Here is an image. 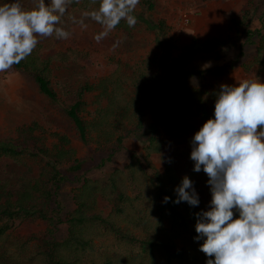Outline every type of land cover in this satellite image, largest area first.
<instances>
[{
	"label": "rangeland",
	"instance_id": "1",
	"mask_svg": "<svg viewBox=\"0 0 264 264\" xmlns=\"http://www.w3.org/2000/svg\"><path fill=\"white\" fill-rule=\"evenodd\" d=\"M11 2L13 0H0V4ZM35 2L19 0L25 9L33 7ZM99 6L100 0H73L59 25L71 33L70 37H38L39 43L34 50L51 61L49 80L56 92V100L42 94L33 77L23 69L13 65L10 70L0 72V141L18 140L21 128L29 127L33 132V139L29 142L31 148L20 158L0 157V185L13 193L35 179L38 184H43L39 172L46 165V160L40 157L41 149L66 145L60 140V136L65 135L75 158H90L81 171L83 175L101 183L117 176V184L126 197L140 196L137 200L132 198V207L126 206L130 215L133 211L142 215L150 205L148 199L151 195L147 196L133 187L131 179L136 184L140 179L137 176L130 178L127 165L133 155L140 159L145 157V145L125 137L121 147L109 157L103 149L107 148L106 145L99 146L96 138L81 141L75 125L66 114V108L74 102L76 90L86 82L95 84L114 70L117 74L126 71V75H122V86L127 99L137 94L132 85V70L138 74L145 73V82L158 79L169 84L172 92L181 87L220 88L221 84L232 85L257 76L264 81V38L254 33L260 29L264 34L260 21L264 18V0H140L134 14L154 23L162 22L161 31L149 30L137 19L130 31L116 27L102 37L104 26L90 15H84L98 10ZM247 29L254 33L250 41L247 40ZM196 40L212 41L211 49H189ZM208 62H211V67L205 68ZM164 63L169 67L163 69ZM170 67L183 74L170 78ZM83 100L85 104L80 115L84 120H91L98 111L96 91L85 93ZM143 110L147 123L151 118L150 108ZM188 120L195 131L181 135L161 130L158 133L160 149L148 156V160L155 170L163 171L166 164H171L179 175L189 176L206 210L211 200L208 177L202 170L193 171L194 162L190 159L191 138L204 122L195 116H188ZM74 178L71 175L58 190L57 200L62 208L58 214L64 220L74 206ZM111 206L106 198L98 200L102 215H107ZM130 215L117 218V222L122 229L126 226L131 234L138 237L150 231L156 223V219H151V226L133 225L126 221L131 219ZM184 223L187 229L163 218L156 231L149 234L157 240L174 241L176 248H182L184 258L171 259L170 264H206L208 257L200 250L203 240L194 239L197 233L192 228V220L187 218ZM3 224L7 229L0 235V264H42L40 250L48 247L43 245L42 233L47 236L49 229L52 230L53 241L62 240L67 233L65 221L52 228L44 219L21 216L0 220V226ZM98 232V236H92V247L84 255L95 262L109 258L112 264H168L160 250L141 255L137 243L119 240L102 230Z\"/></svg>",
	"mask_w": 264,
	"mask_h": 264
},
{
	"label": "trees",
	"instance_id": "2",
	"mask_svg": "<svg viewBox=\"0 0 264 264\" xmlns=\"http://www.w3.org/2000/svg\"><path fill=\"white\" fill-rule=\"evenodd\" d=\"M135 16L149 30L159 32L163 27L162 22L154 23L140 15ZM260 21L261 29L264 30V18L262 17ZM116 27L125 32L133 28L127 25L126 20H121ZM254 33L264 38L260 29ZM254 33L250 29L246 30L248 41ZM211 44L210 40H196L188 48L195 51L200 49L206 51L211 49ZM262 46L264 47V42ZM50 63L49 58H44L33 50L31 55L14 66L23 69L33 77L42 94L56 100V92L51 88L49 80ZM168 67L166 63L162 66L163 69ZM169 69L170 78L183 74L174 67ZM125 72L117 74L114 70L111 74L101 77L95 84L86 82L82 87L79 86L75 92L74 102L66 108V114L75 125L81 141L87 142L90 137L91 139L96 138L97 141H95L99 146L106 145L107 148L103 149H106L109 157L113 151L121 147L122 139L125 137H130L145 145V157L140 159L133 155L127 169L130 178L137 176V179H140V183L137 184L131 179L133 187L136 190L139 188L138 192L145 193L147 196L151 195L150 198L148 197L150 205H147L146 213L141 215L140 212L136 214L133 211L130 215L126 206L132 207L133 201L139 199L140 196L127 195L126 197L124 190L120 189L117 184V176L104 183L84 176V172L81 171L88 165L87 160L90 158L85 160L75 158V153L68 146L67 137L60 136L61 143L66 145L61 144L60 147L56 145L53 149H41L40 157L46 160V165L41 168L39 178L44 185L38 184L39 181L35 179L33 183L28 182L13 193L6 191L5 187L0 185V220H12L21 216L40 218L52 228L61 222H66L67 233L62 240L53 241V231L50 229L47 236L42 233L43 245L48 246L46 250L43 248L40 250L42 264H112L109 258L104 262H95L84 256L91 249L92 236H98V230L114 235L119 240L137 243L141 255L160 250L166 256L168 264L171 259L182 260L184 258L182 248H176L177 244L174 241L157 240L149 233L156 231L163 218H169L180 228L185 227L186 229L187 225L184 222L189 218L192 220V228H195L196 214L204 210V203L200 197V204L196 207L189 206L186 202L173 203L172 201L176 198L174 189L183 176L179 175L171 164H166L163 171L155 170L148 156L159 151L158 133L161 130L189 135L195 131V127L190 124L188 116H195L203 122L211 117L214 113L216 93L219 88L181 87L178 91L172 92L169 84L158 79L145 82V73L139 72L138 74L137 71L132 70L130 71V75H134L132 85L137 94L127 99L124 96L126 90L122 86L124 82L122 75L125 76ZM191 74L194 75V72ZM139 80L142 82H138ZM92 91H96L98 111L93 119L84 120L80 115L85 104L83 98L85 93ZM103 103H106L105 106ZM143 108H150L151 118L147 123L144 121L145 110ZM32 133V128H21L18 132V140L0 141V157L20 158L25 151L31 148L29 142L33 139ZM71 175L76 181V188L72 195L74 206L64 220L58 214L62 209L57 200L58 190L61 183L68 181ZM135 184H140V186ZM165 196L171 198L167 203L163 202ZM101 197L106 198L112 205L107 215H102V211L98 209V200ZM123 215L126 217L130 215L131 219H126V221L133 225L141 223L143 226H151V219H156V223L150 231L138 237L131 234L126 226L122 229L118 224L117 218H122ZM6 229V224L1 225L0 235L4 234Z\"/></svg>",
	"mask_w": 264,
	"mask_h": 264
},
{
	"label": "clouds",
	"instance_id": "3",
	"mask_svg": "<svg viewBox=\"0 0 264 264\" xmlns=\"http://www.w3.org/2000/svg\"><path fill=\"white\" fill-rule=\"evenodd\" d=\"M73 0H36L25 9L19 0L0 4V72L26 59L38 37L68 39L60 27ZM140 0H100L98 10L85 13L104 26L102 36L121 20L135 27ZM99 39V37H98ZM211 67V62L204 65ZM193 171L208 177L211 200L196 214L195 240L206 264H264V81L243 79L221 84L214 113L190 141ZM170 162V161H169ZM173 203L200 204L193 181L182 177ZM171 198L165 196L164 203Z\"/></svg>",
	"mask_w": 264,
	"mask_h": 264
}]
</instances>
